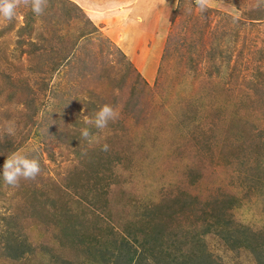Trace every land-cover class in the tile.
<instances>
[{
	"label": "rangeland",
	"instance_id": "1",
	"mask_svg": "<svg viewBox=\"0 0 264 264\" xmlns=\"http://www.w3.org/2000/svg\"><path fill=\"white\" fill-rule=\"evenodd\" d=\"M150 1L156 58L71 0L0 18V168L41 164L0 178V264H114L123 239L133 264H264V0ZM104 104L118 118L85 123Z\"/></svg>",
	"mask_w": 264,
	"mask_h": 264
},
{
	"label": "crops",
	"instance_id": "2",
	"mask_svg": "<svg viewBox=\"0 0 264 264\" xmlns=\"http://www.w3.org/2000/svg\"><path fill=\"white\" fill-rule=\"evenodd\" d=\"M77 6H79L84 13L91 18L94 17L97 22H101L105 25L107 37L113 41L118 48L131 60L132 58H144L150 54L151 51H155L154 55L156 58L157 52L161 51L160 46L164 41V31L160 28V20L162 19L156 12V5L150 3V0H103L107 1L104 4L103 9L108 8L110 10L118 9L115 16L121 17L119 26L113 27L110 21H114L113 18H108L106 14L95 11L93 2L89 0H71ZM98 1V0H96ZM123 2V3H121ZM105 3V2H102ZM94 8V9H93ZM160 12V9H159ZM109 13V12H108ZM102 15V17L100 16ZM105 16V17H104ZM116 18V17H115ZM108 20V24L107 21ZM159 20V23H158ZM158 26V28H157ZM163 38V41L161 42ZM153 49V50H152Z\"/></svg>",
	"mask_w": 264,
	"mask_h": 264
},
{
	"label": "clouds",
	"instance_id": "3",
	"mask_svg": "<svg viewBox=\"0 0 264 264\" xmlns=\"http://www.w3.org/2000/svg\"><path fill=\"white\" fill-rule=\"evenodd\" d=\"M47 0H31V9L34 14L44 13ZM197 5L204 7V0H197ZM18 0H0V18L11 21L17 15ZM119 116V111L110 104L102 105L95 113L94 118H86L85 123L94 125L97 129L108 126L109 121H114ZM7 132L14 133V125L10 124ZM82 137L90 138V129L84 128L81 131ZM107 143L102 145L103 151H108ZM41 173V164L35 158H29L23 154H13L6 158L0 168V178L9 186L17 187L21 179L35 180Z\"/></svg>",
	"mask_w": 264,
	"mask_h": 264
},
{
	"label": "trees",
	"instance_id": "4",
	"mask_svg": "<svg viewBox=\"0 0 264 264\" xmlns=\"http://www.w3.org/2000/svg\"><path fill=\"white\" fill-rule=\"evenodd\" d=\"M74 5V4H73ZM76 5V4H75ZM78 8V6H75ZM107 214L109 215L110 211L106 210ZM57 223L61 224L63 221L61 219H59V217H57ZM66 225V224H65ZM64 224H62L61 226L64 227ZM65 236L61 237L60 240L62 241V243H64V239ZM135 241L131 244L129 241H127L126 239L122 240L120 243L119 248L116 250L115 253H113L112 255H114L112 257V261L114 264H133V263H137L138 259L136 260V262H134L136 256H135V249H143L141 246V242L138 243V245H134Z\"/></svg>",
	"mask_w": 264,
	"mask_h": 264
}]
</instances>
